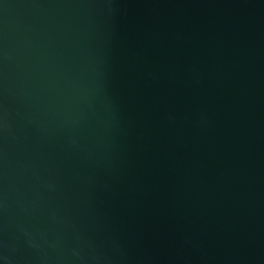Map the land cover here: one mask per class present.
Listing matches in <instances>:
<instances>
[{
	"label": "water",
	"instance_id": "water-1",
	"mask_svg": "<svg viewBox=\"0 0 264 264\" xmlns=\"http://www.w3.org/2000/svg\"><path fill=\"white\" fill-rule=\"evenodd\" d=\"M0 264H264V0H0Z\"/></svg>",
	"mask_w": 264,
	"mask_h": 264
}]
</instances>
